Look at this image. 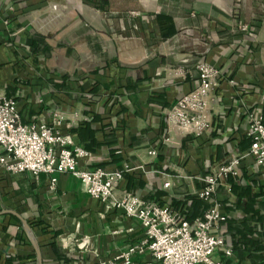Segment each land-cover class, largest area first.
Returning <instances> with one entry per match:
<instances>
[{"label":"crops","instance_id":"0c3cea01","mask_svg":"<svg viewBox=\"0 0 264 264\" xmlns=\"http://www.w3.org/2000/svg\"><path fill=\"white\" fill-rule=\"evenodd\" d=\"M263 3L0 0V93L15 99L23 123L59 113L60 130L90 154L80 167H133L114 197L132 192L197 218L201 178L247 147L251 114L264 116V22L256 16ZM32 35L45 37L51 55L31 50ZM199 61L220 78L208 97L210 130L197 137L170 130L165 112L197 85ZM240 171L264 184V166L251 158ZM215 198L232 199L224 183ZM142 238L138 220L85 194L73 175L57 174L51 188L48 175L0 168V264H110ZM258 257L264 261V251L227 264H260Z\"/></svg>","mask_w":264,"mask_h":264},{"label":"built area","instance_id":"2783aa9c","mask_svg":"<svg viewBox=\"0 0 264 264\" xmlns=\"http://www.w3.org/2000/svg\"><path fill=\"white\" fill-rule=\"evenodd\" d=\"M196 70L197 85L175 100L166 110L165 120L170 130L199 137L210 130L208 97L219 85L220 70L205 61H199ZM53 115L49 122L23 123L15 99L1 92L0 168L14 175H48L51 188L57 174L73 175L85 194L138 220L143 238L116 255L110 264H136L132 256L146 252L151 259L145 264H226L223 258L230 256L232 249L218 233V226L228 214L215 194L223 178L238 175L245 159L251 158L256 167L264 166L262 114L250 115L247 147L230 154L217 169L201 178L202 185L195 195L205 209L191 220L170 206L147 203L132 192L114 197L113 190L124 173L134 168L126 164L116 169L80 167L88 162L89 152L74 143L71 131L60 130L63 117ZM148 153L154 155L155 150ZM169 185V181L164 183Z\"/></svg>","mask_w":264,"mask_h":264},{"label":"trees","instance_id":"16d2710c","mask_svg":"<svg viewBox=\"0 0 264 264\" xmlns=\"http://www.w3.org/2000/svg\"><path fill=\"white\" fill-rule=\"evenodd\" d=\"M26 44L32 51L40 49L45 56L51 55V47L43 36L32 35L26 39ZM221 182L232 197L222 203L228 215L218 226V233L231 243L232 253L223 258L225 263L232 255L242 257L252 252L259 256L264 251V184L257 183L243 171L237 176H226ZM261 258L258 257L260 264H264Z\"/></svg>","mask_w":264,"mask_h":264},{"label":"rangeland","instance_id":"374dc122","mask_svg":"<svg viewBox=\"0 0 264 264\" xmlns=\"http://www.w3.org/2000/svg\"><path fill=\"white\" fill-rule=\"evenodd\" d=\"M54 11H56V13H59V14H62L63 16L64 15H70L71 14V11L68 9V8H60L58 5H54ZM258 11L256 12V16L257 17H259V20H261V21H263L264 22V3L262 4V6L260 5L259 7H258ZM59 11H62V12H59ZM132 22V21H131ZM129 23H130V21H129ZM113 25H114V21H112V23H111V26L113 27ZM115 30V29H114ZM126 34H127V32H126ZM117 36H119V34H117ZM132 36V35H131Z\"/></svg>","mask_w":264,"mask_h":264},{"label":"water","instance_id":"95a60500","mask_svg":"<svg viewBox=\"0 0 264 264\" xmlns=\"http://www.w3.org/2000/svg\"><path fill=\"white\" fill-rule=\"evenodd\" d=\"M24 226H25V229L27 230V231H29V226L24 222ZM35 244V243H34ZM36 253H37V258H38V260L40 261V254H39V250H38V248L36 247ZM39 264H41V263H39Z\"/></svg>","mask_w":264,"mask_h":264}]
</instances>
